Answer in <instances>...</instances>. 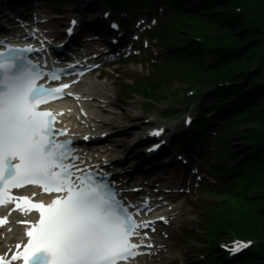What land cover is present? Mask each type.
<instances>
[{
	"label": "snow or ice",
	"instance_id": "1",
	"mask_svg": "<svg viewBox=\"0 0 264 264\" xmlns=\"http://www.w3.org/2000/svg\"><path fill=\"white\" fill-rule=\"evenodd\" d=\"M112 28L118 29V25ZM0 47L5 49L0 51V205L16 203L21 212L39 214L37 222L22 221L28 225L27 243L16 245L23 250L12 260H23V264H121L136 254L141 245L133 243V237L149 223H137L108 182L68 162L78 159L72 142L58 139L66 132H57L52 112L39 106L47 103V97H62L70 85L49 89L38 84L48 74L37 71L38 66L23 56L33 51L31 47L18 49L4 41ZM49 79L58 81L60 76L53 73ZM27 184L56 195L47 204L12 195L13 189ZM6 222L0 220V225ZM246 247L248 244L236 242L231 251L235 254ZM0 264L10 262L0 257Z\"/></svg>",
	"mask_w": 264,
	"mask_h": 264
},
{
	"label": "trees",
	"instance_id": "2",
	"mask_svg": "<svg viewBox=\"0 0 264 264\" xmlns=\"http://www.w3.org/2000/svg\"><path fill=\"white\" fill-rule=\"evenodd\" d=\"M237 1L239 2V0ZM256 2L262 6V13L264 15V0H256ZM177 3L180 6L189 8L188 14L191 21L190 23L185 22L183 29L185 28V30L191 32L198 30L208 31L210 25H216L220 29L228 28L231 37L235 40L237 39L239 44L243 45L240 50L224 52V55L228 56L227 58L234 59L233 62L230 61L228 70L223 77L224 80L237 85L233 90L239 89L238 86L241 85L248 88L257 81L264 80V32H260L261 29L259 28H253V24L249 20L241 17L236 18V12L233 9L235 3L233 1L216 0L205 2L204 0H178ZM246 16H248L247 13ZM261 18L264 19L262 14ZM261 28L264 31V22ZM181 39H183V43L187 42V38L182 34L179 35L177 41L180 42ZM252 67H256V72L248 76L252 72ZM167 88L171 89L173 87L169 86ZM234 92L236 95H240V91L235 90ZM239 102L244 103V105H241L243 108L240 109L244 111V125L247 129L246 132L241 133L235 138V143L248 140L245 135L247 136L252 133V130L249 128L251 125L264 129V88L260 87L249 97H241ZM239 136L241 137L238 138ZM234 150L236 154H240L241 147L238 146ZM235 163L238 165L242 164L238 159ZM245 202L247 205L242 212L247 215L249 219L246 221L251 223V225H239L235 226V228L244 233L254 234L261 240V246L250 256V260L254 264H264V171L260 172L257 182L249 189V192H246ZM220 232H225V235H227V227ZM214 253L216 254V251Z\"/></svg>",
	"mask_w": 264,
	"mask_h": 264
}]
</instances>
